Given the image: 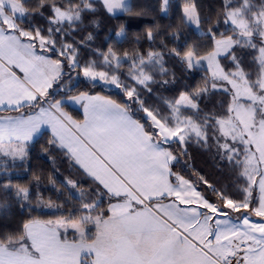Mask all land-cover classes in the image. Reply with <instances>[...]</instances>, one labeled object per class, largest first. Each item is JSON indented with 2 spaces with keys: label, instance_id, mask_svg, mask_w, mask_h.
<instances>
[{
  "label": "snow or ice",
  "instance_id": "1",
  "mask_svg": "<svg viewBox=\"0 0 264 264\" xmlns=\"http://www.w3.org/2000/svg\"><path fill=\"white\" fill-rule=\"evenodd\" d=\"M11 5L12 0H0V42L22 49L24 61L8 63L0 50V65L7 69H0V177L7 180L0 189L14 192L21 208H32L33 198L38 206L54 207L42 196L39 176L31 194L11 184L15 169L28 170L30 151L45 133L48 140L41 153L53 164V153H60L78 176L61 178L59 188L57 179L49 178L51 190L75 209L67 219H31L20 237L15 230L0 231V264H51L37 245L35 230L42 223L52 241L70 243L72 264H102L97 247L88 244L99 237L84 226L106 223L105 215L144 224L142 244L165 237L168 256L191 244L206 257L199 264H264V0H221L215 20L198 0H185L177 7L181 22L195 29L192 35L172 31L171 48L161 40L159 50L120 56L111 48L105 54L93 47L96 36L87 32L85 21L100 10L109 17L141 15L132 0H22V8ZM172 7L173 0H160L163 16ZM91 24L99 27L97 20ZM115 35H126V28L121 25ZM145 38L155 45L158 37L149 31ZM173 61L186 73L203 69V83L179 91L178 78L169 67ZM125 65L127 70L121 71ZM81 85L116 88L124 99L118 103L103 97L102 106L92 104V111L102 113V118L95 116L90 123V103L101 97L81 90ZM9 88L15 94L10 95ZM154 88L177 90L178 96L166 104L162 98L158 105L152 103ZM217 96L226 99L219 101ZM77 105L83 108V122L66 110ZM101 129L133 138L138 163L148 175L158 174L163 186L151 193L137 187L127 159L117 158L101 143ZM193 144L212 152L218 167L223 165L231 180L227 186L194 169L195 176L189 178L174 170L177 165L191 167ZM87 157L101 163L121 186L106 180ZM53 171L59 177V170ZM238 183L242 187L233 195L229 189ZM105 202L107 212L102 213ZM10 207L0 203V212ZM68 229L78 234L71 242L66 239ZM125 264L181 261L165 257Z\"/></svg>",
  "mask_w": 264,
  "mask_h": 264
},
{
  "label": "trees",
  "instance_id": "2",
  "mask_svg": "<svg viewBox=\"0 0 264 264\" xmlns=\"http://www.w3.org/2000/svg\"><path fill=\"white\" fill-rule=\"evenodd\" d=\"M185 0H173L172 10L165 17L162 15L160 10V0H132L134 5H138L141 10V15L135 16L132 14H125L119 17H109L105 14L103 10H100L96 16L90 17L89 20L85 21L87 25V32H92L96 36L93 47L98 49V51L107 54L108 48L113 49L118 56L128 53L129 55H134L136 53L144 54L150 50H159L158 46L163 40L171 48L174 45L169 42V36L172 31L183 30L185 34L192 35L195 29L190 26H186L181 22V9L177 7L180 5L182 8ZM198 4L202 6L205 13L212 15L214 20L217 18V14L220 11L221 0H198ZM92 20H97L99 22V27L96 28L95 25L91 24ZM123 25L126 28V35L123 37L115 35L119 32L120 26ZM23 27V24L20 25ZM169 26H172L171 28ZM220 30L225 31L226 26L221 24ZM151 31L154 36H157L156 44L152 45L145 38L146 33ZM84 33V35L87 34ZM159 33H165L164 36H158ZM139 39V43H137ZM195 39V35H193ZM90 59L96 60L98 57H90ZM127 65L121 71L127 70ZM169 67L175 72L178 78L177 88L179 91L191 90L197 86H200L203 82L201 77L205 75L204 70L201 69L195 73L184 72L174 61L169 64ZM184 85L188 88L185 89ZM81 90L88 91L90 94H100L107 96L111 99L116 100L118 103L122 102L124 97L118 94L117 89H101L89 88L85 89L84 85H81ZM155 91V96L152 98V103L161 105L162 98L163 103H167V99L174 98L178 96L177 90L166 91L164 89H159ZM215 99L222 101L226 99L223 96H217ZM203 107V105H201ZM70 112L76 119H82L83 114L77 108L66 109ZM4 114V113H3ZM48 140L47 135H43L39 142L35 144V147L30 151V158L27 163L28 170L25 171L23 168H18L13 171L11 176V184L13 186H19L23 188H28L30 194L35 191L33 184L36 176L40 177L41 184L43 187L40 189L42 196L45 200H50L54 207L47 208L41 207L36 204L35 198L32 200V208L24 209L21 208L17 202L14 192L12 194H6L0 189V203L10 204V210L8 212H0V231L12 232L15 230L17 237L23 235L20 231L25 223L29 220H40L48 221L60 218H68V214L75 211L69 205L65 204V200L60 198L57 193L51 190V184L49 183V178L57 179V187H60L61 178H77L78 174L75 169L71 167L69 161H67L60 153H53L55 156V164L50 163L49 158L46 154L41 153L40 148ZM214 151V150H213ZM190 153V165L191 167L185 168L183 165H177V171H180L185 178L194 177L195 171H199L201 174L205 175L209 179L221 180L227 186L231 182L230 179H226V169L223 165L217 166V162L212 158V152L208 149L201 148L200 146L193 144L189 147ZM59 170V177L53 171V168ZM71 173V177L69 176ZM81 179H84L81 177ZM0 183H7V180L0 177ZM242 187L241 184H236L233 189L229 191L233 195H238L237 189ZM26 203V202H25ZM75 203V201H73ZM59 206V207H55ZM105 208L101 209L102 213L107 212V202L104 205ZM79 215L75 216L77 219ZM106 217V215L104 216ZM103 217V218H104ZM8 225L5 229L3 226ZM92 234L96 232V227L92 226ZM70 236V235H69Z\"/></svg>",
  "mask_w": 264,
  "mask_h": 264
},
{
  "label": "rangeland",
  "instance_id": "3",
  "mask_svg": "<svg viewBox=\"0 0 264 264\" xmlns=\"http://www.w3.org/2000/svg\"><path fill=\"white\" fill-rule=\"evenodd\" d=\"M12 8L17 9L18 7L22 8V0H12ZM11 26V25H9ZM123 37V35H119ZM0 50H2V54L4 59L8 63H20L22 64L24 61L23 51L22 49H19L18 46H9L7 42H0ZM106 54V53H105ZM226 63V62H225ZM0 69H3L6 71L7 69L3 68V65H0ZM13 70L17 73V75H23L19 69L13 68ZM116 89V88H111ZM8 93L15 94V89L9 88ZM101 97L98 101H93L90 103L89 106V122L91 123L93 120V117L100 116L102 118V113H94L92 111V104H98L103 105V97L109 98L104 95L95 94ZM111 99V98H109ZM169 99H167L168 101ZM75 108L79 109L81 113L83 114L82 119H76L75 116L72 117L78 121L83 122L84 120V111L83 108L79 105L75 106ZM3 115H10V113H4ZM101 136H103V140L101 143L105 145V147L108 149V151L112 152L114 156L120 159H127L129 170L131 172L130 178L133 180V183L137 185V187H140L142 191L151 193L155 190H159L163 186V182L161 177L158 174H152L148 175L146 173V169L144 168L143 164L138 163L139 155L136 148V141L128 137L125 139L123 136L116 135L112 132L105 131L103 129L99 130ZM44 135H47L45 133ZM88 163L90 166L95 168L106 180L109 182L121 186V183L117 178H115L110 171H108L105 167L101 165V163L97 162L96 160L92 159L91 157H87ZM154 184V185H153ZM189 195H195L194 193H189ZM229 206H232V202L229 201ZM62 219V218H60ZM67 219V218H63ZM257 220L261 219L259 217L255 218ZM55 220H48V221H56ZM79 220V217L77 218ZM40 221V220H38ZM47 222V221H44ZM121 223V225L118 227V224ZM103 225V226H102ZM92 226L91 224L85 225L86 232L90 231L92 232ZM94 227V226H93ZM145 225L134 221L132 219H123L120 221H113L109 219L106 223L101 224L98 226V237L99 240L92 241L93 243L89 245H110V248H113L112 245H114V248H116L115 252H117L119 255H111L107 261L113 260V264H116L117 262H120L121 257L125 256L126 259L124 260V264L127 261L137 259V257H133L134 251H135V245H145L141 242V234L144 230ZM75 230L68 229L67 232ZM68 233L66 238H77V233ZM77 234V235H76ZM70 235V237L68 236ZM73 240V239H72ZM147 245H168V241L165 237L161 236L159 239H154L150 244ZM256 259H259L258 257ZM102 261V260H101ZM106 261H102V264H106Z\"/></svg>",
  "mask_w": 264,
  "mask_h": 264
},
{
  "label": "crops",
  "instance_id": "4",
  "mask_svg": "<svg viewBox=\"0 0 264 264\" xmlns=\"http://www.w3.org/2000/svg\"><path fill=\"white\" fill-rule=\"evenodd\" d=\"M154 185V184H153ZM158 191V190H155ZM154 191V192H155ZM106 222L109 218L106 216L103 218ZM44 222V221H41ZM121 223L118 224V227ZM103 226V225H102ZM98 227H96V232L93 236H98ZM63 233V230H61ZM73 231H69L71 233ZM76 233V232H73ZM35 235L37 237V245L40 247L41 251L44 253V259L51 264H72L73 261V248L70 243L68 246L60 245L57 242L52 241L49 238L47 229L43 228V223L38 226L35 230ZM77 235V234H76ZM69 236V235H68ZM70 237V236H69ZM67 239V238H66ZM74 238H68L67 241L71 242ZM93 239L88 240V244L93 243ZM97 247L102 261H106V264H113V260L107 261L111 255H119L115 252L116 248H110V245H94ZM169 245H135V251L133 257H137L134 260H159L162 258H174L181 261V264H199V261L205 259L203 253L195 248L194 245L189 244L186 249L182 252L177 253L175 256H168ZM125 256L121 257L120 262L116 264H124Z\"/></svg>",
  "mask_w": 264,
  "mask_h": 264
}]
</instances>
